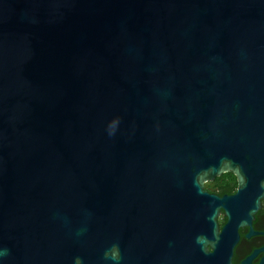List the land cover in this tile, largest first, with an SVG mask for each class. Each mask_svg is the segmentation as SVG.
<instances>
[{
    "label": "water",
    "instance_id": "water-1",
    "mask_svg": "<svg viewBox=\"0 0 264 264\" xmlns=\"http://www.w3.org/2000/svg\"><path fill=\"white\" fill-rule=\"evenodd\" d=\"M263 198L264 0H0V264H230Z\"/></svg>",
    "mask_w": 264,
    "mask_h": 264
},
{
    "label": "flooded vegetation",
    "instance_id": "flooded-vegetation-1",
    "mask_svg": "<svg viewBox=\"0 0 264 264\" xmlns=\"http://www.w3.org/2000/svg\"><path fill=\"white\" fill-rule=\"evenodd\" d=\"M220 178H221V175L219 176V179L217 181L213 180L212 182H209L210 185L215 184L216 187L222 186L226 179L224 178L220 179ZM234 182H235V179H234ZM234 191H235V186L230 192L223 193L222 195H232ZM209 193L216 195L217 190L215 192L209 191ZM219 219L223 220V218L221 217ZM218 220H217V224H218V228H220ZM249 228H250V231L252 232H264V198L260 201V206L254 213L253 218L250 222ZM247 232H248V227H243V228L238 229V239L232 249V256L230 259V264H240L242 260H244L250 255L252 250L258 249L264 245V235L253 234L245 238L244 235ZM261 256H262V251L257 252L251 258L249 264H257Z\"/></svg>",
    "mask_w": 264,
    "mask_h": 264
},
{
    "label": "trees",
    "instance_id": "trees-1",
    "mask_svg": "<svg viewBox=\"0 0 264 264\" xmlns=\"http://www.w3.org/2000/svg\"><path fill=\"white\" fill-rule=\"evenodd\" d=\"M223 178L226 180L224 181L222 186L216 187L215 184L205 185L204 189L208 192L209 191L215 192L217 190V193H216L217 196H221L223 193L230 192L235 186L234 179L229 173L221 175L220 179H223ZM218 179L219 177L215 178L214 181H217ZM218 222H219V226L221 227V225L224 223V219L223 220L219 219Z\"/></svg>",
    "mask_w": 264,
    "mask_h": 264
},
{
    "label": "rangeland",
    "instance_id": "rangeland-1",
    "mask_svg": "<svg viewBox=\"0 0 264 264\" xmlns=\"http://www.w3.org/2000/svg\"><path fill=\"white\" fill-rule=\"evenodd\" d=\"M205 185H210V183H206V184H204V186H205Z\"/></svg>",
    "mask_w": 264,
    "mask_h": 264
},
{
    "label": "clouds",
    "instance_id": "clouds-1",
    "mask_svg": "<svg viewBox=\"0 0 264 264\" xmlns=\"http://www.w3.org/2000/svg\"><path fill=\"white\" fill-rule=\"evenodd\" d=\"M115 258V257H114Z\"/></svg>",
    "mask_w": 264,
    "mask_h": 264
}]
</instances>
